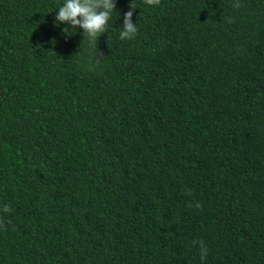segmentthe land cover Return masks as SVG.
Returning <instances> with one entry per match:
<instances>
[{
    "label": "trees",
    "instance_id": "16d2710c",
    "mask_svg": "<svg viewBox=\"0 0 264 264\" xmlns=\"http://www.w3.org/2000/svg\"><path fill=\"white\" fill-rule=\"evenodd\" d=\"M64 2L0 0V264H264V0Z\"/></svg>",
    "mask_w": 264,
    "mask_h": 264
},
{
    "label": "clouds",
    "instance_id": "9594fccd",
    "mask_svg": "<svg viewBox=\"0 0 264 264\" xmlns=\"http://www.w3.org/2000/svg\"><path fill=\"white\" fill-rule=\"evenodd\" d=\"M144 3L147 5H159L160 0H144ZM241 6L240 0H236L233 4L234 8H240ZM136 8L134 0H132L130 10L124 14V23L120 32L121 40H131L137 35V23L133 22V14ZM58 9L59 11L55 19L56 26H59L61 23L68 25L69 27L63 28V33L66 36L75 35L78 29H83L84 37L88 40L89 45L98 49L99 37L103 33L108 32V24L114 10L117 9V5L115 0H65L63 5ZM97 51L94 57L97 55ZM94 60L97 64L102 62L101 59ZM193 206L200 210L203 209V205L200 202L189 204V207ZM11 210L9 205L3 206L4 212ZM0 227H3L2 221H0ZM192 243L193 245H199L201 264H204L209 253V248L202 240H194Z\"/></svg>",
    "mask_w": 264,
    "mask_h": 264
}]
</instances>
